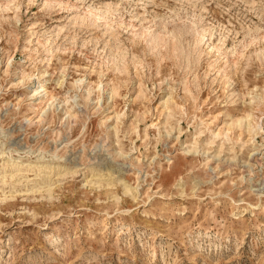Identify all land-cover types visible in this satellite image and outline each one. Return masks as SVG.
Instances as JSON below:
<instances>
[{"label": "rangeland", "instance_id": "obj_1", "mask_svg": "<svg viewBox=\"0 0 264 264\" xmlns=\"http://www.w3.org/2000/svg\"><path fill=\"white\" fill-rule=\"evenodd\" d=\"M0 152V264H264V0H0Z\"/></svg>", "mask_w": 264, "mask_h": 264}, {"label": "bare ground", "instance_id": "obj_2", "mask_svg": "<svg viewBox=\"0 0 264 264\" xmlns=\"http://www.w3.org/2000/svg\"><path fill=\"white\" fill-rule=\"evenodd\" d=\"M96 9V8H95ZM88 10V18H90V17H94L95 19H99V18H103V19H106V17L108 16L107 14L109 13L107 10H105V11H98L97 9L96 10ZM91 19V18H90ZM89 19V20H90ZM88 20V19H87ZM95 21V20H94ZM104 21V20H103ZM106 21V20H105ZM106 24V23H105ZM153 29V28H152ZM146 30V29H145ZM143 35H145V36H147V35H150V36H152V34H153V31L151 30V29H147L145 32L143 31V33H142ZM178 35V34H177ZM147 38H148V36H147ZM153 38V37H152ZM151 38V39H152ZM157 38H159V37H157ZM173 39V38H172ZM176 39V38H175ZM157 42L156 41V39H152V42ZM196 41V40H195ZM151 43V42H150ZM157 46V45H156ZM160 49V48H159ZM156 50V49H155ZM164 50V49H163ZM175 52V51H174ZM179 52V51H178ZM231 53V52H230ZM233 53V52H232ZM116 54V53H115ZM113 62V61H112ZM116 63H118V62H116ZM123 66V65H122ZM113 67V66H112ZM120 69V68H119ZM118 69V70H119ZM39 88H41L42 89V93H43V96L39 99L38 98V100H43V99H45V98H47V99H51V97H48L49 96V92L46 90V88L44 89V85H40L39 86ZM116 88V87H115ZM37 92V91H36ZM88 93V92H87ZM117 93V92H116ZM42 102V101H41ZM32 110V109H31ZM5 151H7V150H5ZM10 151V150H9ZM5 153L4 152H0V156H2V155H4ZM40 161V160H39ZM1 167V166H0ZM1 169V168H0ZM61 169V167H56V166H53V165H51V164H45V163H42V162H36V164L35 165H33L32 163H28V164H25V163H23V162H21V161H19V160H17V159H13V160H7V161H4L3 162V164H2V169L1 170H4L5 172L3 173L4 174V176H2L3 177V179H5V177L7 178V170H9L8 172H10V179L11 178H13L14 179V177L17 175V174H19V173H28V172H34V171H37L38 173H39V175L36 173V176H40L41 174H43L44 176L45 175H47L48 176V174H52L53 173V171H55V170H60ZM2 173V172H1ZM99 174V173H98ZM22 175V174H21ZM23 176V175H22ZM41 177H43V176H41ZM50 177V176H49ZM17 178H19V176L17 177ZM22 178V177H21ZM26 179V181H28V183H29V180L27 179V178H25ZM42 179V178H41ZM17 180V179H16ZM45 180V179H44ZM43 180V181H44ZM2 181H4V180H1V182ZM12 181V180H11ZM16 182V181H15ZM32 182V181H31ZM42 182V181H41ZM46 182H48L47 180H46ZM18 183H19V181H18ZM4 184H6V182L4 181ZM12 184H14V183H12ZM45 185H46V183H44ZM3 186V185H2ZM41 186V185H40ZM11 187V186H10ZM35 187V186H34ZM38 187V186H37ZM38 188H40V190H41V187H38ZM37 188V189H38ZM45 188V187H44ZM44 188H42V189H44ZM48 188V187H47ZM47 188H45V189H47ZM50 188V187H49ZM126 188V190H127V192H130L131 191V189L129 188V187H125ZM33 189V188H32ZM31 189V190H32ZM36 189V188H35ZM30 190V191H31ZM29 191V190H28ZM50 192V191H49ZM11 197V196H10Z\"/></svg>", "mask_w": 264, "mask_h": 264}]
</instances>
